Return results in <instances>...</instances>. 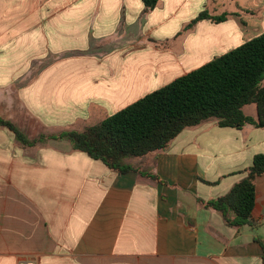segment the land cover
<instances>
[{
    "label": "crops",
    "instance_id": "crops-1",
    "mask_svg": "<svg viewBox=\"0 0 264 264\" xmlns=\"http://www.w3.org/2000/svg\"><path fill=\"white\" fill-rule=\"evenodd\" d=\"M218 2L0 0V116L31 139L82 130L264 34V0L185 30ZM256 154L264 129L187 128L143 159L158 183L0 128V264H264V176L252 227L197 202L226 194Z\"/></svg>",
    "mask_w": 264,
    "mask_h": 264
},
{
    "label": "trees",
    "instance_id": "trees-1",
    "mask_svg": "<svg viewBox=\"0 0 264 264\" xmlns=\"http://www.w3.org/2000/svg\"><path fill=\"white\" fill-rule=\"evenodd\" d=\"M144 12L159 0H141ZM229 14L200 12L185 30L199 21L220 23ZM255 107V116L244 112ZM214 122L218 128L241 130L246 126L264 129V34L215 57L200 68L155 90L103 121L82 130H63L28 138L12 121L0 116V128L10 130L22 148L43 145L50 140L67 141L74 151L101 161L111 171L137 173L163 183L143 159L165 151L185 129ZM141 159L133 163V159ZM244 177L217 198L197 202L217 212L226 227L237 232L252 227L256 180L264 176V154H256L250 166L238 172Z\"/></svg>",
    "mask_w": 264,
    "mask_h": 264
},
{
    "label": "rangeland",
    "instance_id": "rangeland-1",
    "mask_svg": "<svg viewBox=\"0 0 264 264\" xmlns=\"http://www.w3.org/2000/svg\"><path fill=\"white\" fill-rule=\"evenodd\" d=\"M218 1L221 7H220V10L214 13L216 15H221L226 11L235 12L237 10V6H239L240 8H243L245 0H218ZM215 4H217V2L211 3L210 5H208V9L210 12H212V9L215 6ZM244 110L246 114H249L250 112L252 113L254 110V106L253 105L246 106Z\"/></svg>",
    "mask_w": 264,
    "mask_h": 264
},
{
    "label": "built area",
    "instance_id": "built-area-1",
    "mask_svg": "<svg viewBox=\"0 0 264 264\" xmlns=\"http://www.w3.org/2000/svg\"><path fill=\"white\" fill-rule=\"evenodd\" d=\"M19 264H34V261H32V260H23V261H20Z\"/></svg>",
    "mask_w": 264,
    "mask_h": 264
}]
</instances>
